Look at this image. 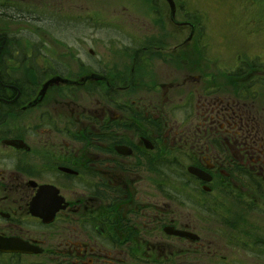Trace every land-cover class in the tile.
Masks as SVG:
<instances>
[{
    "label": "flooded vegetation",
    "instance_id": "obj_1",
    "mask_svg": "<svg viewBox=\"0 0 264 264\" xmlns=\"http://www.w3.org/2000/svg\"><path fill=\"white\" fill-rule=\"evenodd\" d=\"M147 1L0 0L83 33L15 40V14L33 11H0V247L38 252L0 251V264H203L225 233L206 217L220 192L264 211V71L206 74L199 22L178 0L174 17ZM85 19H101L102 54ZM223 78L232 93L208 85Z\"/></svg>",
    "mask_w": 264,
    "mask_h": 264
},
{
    "label": "rangeland",
    "instance_id": "obj_2",
    "mask_svg": "<svg viewBox=\"0 0 264 264\" xmlns=\"http://www.w3.org/2000/svg\"><path fill=\"white\" fill-rule=\"evenodd\" d=\"M128 1L130 0H91V5L94 9L101 10L105 3L110 2L121 9L122 4L127 5ZM132 3L137 4L135 1ZM180 3L183 9L184 7L188 9H186L185 15L188 17L190 14L195 15L193 17H196L202 28L201 34L203 32L206 41L211 44L205 57L206 74L216 75L219 72L222 73V76H227L233 70L234 75L240 68L245 73H242L243 76L252 74L248 73L250 71L248 69H258L260 70L259 74H262L264 71V0H180ZM37 5L32 2L28 4H21V2L0 4V11L6 10V7L12 8H9L10 12H13L16 7L17 10H22V6L33 11L30 17L20 18L15 14L13 19L15 40L28 39L36 44L47 45L54 40L71 43L76 36L83 35V33L79 34L81 32L71 33L69 28L65 30L63 27L66 23L63 19L59 20L55 14L47 13L45 18L42 17L45 23H39L36 16L38 13L35 9ZM144 6L145 9L149 8L147 0H144ZM159 9L164 10L160 7ZM99 20L101 19L80 21H88L90 28L96 27L93 30H88V33L93 35L97 43L96 49L102 54L104 51L100 38L103 37L104 30L100 28V25H95ZM1 21L2 19H0V23ZM67 26L69 25L67 24ZM22 30L26 31L22 32ZM119 46L121 47L123 44H119ZM194 58L197 61L196 55ZM190 70H196V67L190 66ZM216 81V83L211 82L208 85L210 87L215 84L220 85L227 94L233 92L230 80L223 78ZM194 91L195 88L191 89V92ZM263 104L264 101H261L260 105ZM173 116L181 120L184 117L180 112L173 113ZM178 167V170L182 171L181 167ZM231 197L229 194L221 195L220 192L216 199L220 215H206L215 225H220L225 233L222 240L217 238L220 240L217 251L219 255L211 256L206 253L203 264H264V252H260L258 247L264 245V211L258 206L255 207L256 205L248 206L249 204L240 190L236 195L233 192V199ZM259 197H262V194L259 193ZM217 203L213 204V208L218 207ZM255 215H259L261 220L258 221L254 217ZM215 231H220L217 226H215ZM257 235L260 236L259 241H252ZM249 236L251 240L248 238Z\"/></svg>",
    "mask_w": 264,
    "mask_h": 264
},
{
    "label": "water",
    "instance_id": "obj_3",
    "mask_svg": "<svg viewBox=\"0 0 264 264\" xmlns=\"http://www.w3.org/2000/svg\"><path fill=\"white\" fill-rule=\"evenodd\" d=\"M168 1L171 5L172 12L174 13L175 12V3L173 2V0H168ZM60 82H64V81H61V79H55V80L51 81L48 85H52L54 83H60ZM189 171H190V173H192L193 175L197 176L200 179L208 180L206 175L198 169L190 168ZM33 214L35 216L40 217V215L36 212V206H33ZM192 237L197 238L196 236H192ZM0 251H3V252H23V253H30V254L36 253L33 251V249L28 244L22 245L20 243L17 244L15 242H9V243H7V245L6 244L2 245L0 247Z\"/></svg>",
    "mask_w": 264,
    "mask_h": 264
},
{
    "label": "trees",
    "instance_id": "obj_4",
    "mask_svg": "<svg viewBox=\"0 0 264 264\" xmlns=\"http://www.w3.org/2000/svg\"><path fill=\"white\" fill-rule=\"evenodd\" d=\"M261 247L259 248L260 249V252H264V245H260Z\"/></svg>",
    "mask_w": 264,
    "mask_h": 264
}]
</instances>
